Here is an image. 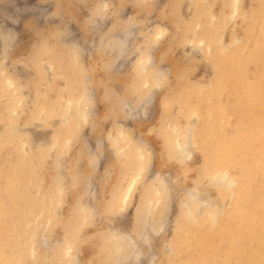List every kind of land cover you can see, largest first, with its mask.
I'll return each mask as SVG.
<instances>
[{"label": "rangeland", "instance_id": "1", "mask_svg": "<svg viewBox=\"0 0 264 264\" xmlns=\"http://www.w3.org/2000/svg\"><path fill=\"white\" fill-rule=\"evenodd\" d=\"M225 1L0 0V74L17 82V90L10 89L8 92H3V96H1L2 84H0V212L3 210L5 214L7 213V216H4V220H6L5 228L7 230L11 229L4 236L9 242L6 246L10 247L8 249V246H5V249L12 254L13 258L15 257L16 262L15 259L13 261L15 264H63L64 261V264H66V258H62L63 262L61 260V257H63L62 249L58 250V245H56L62 239H67L72 244V258L78 259L79 264H122L124 261L126 262V259H124L126 252L130 251L131 248L122 240L113 239L111 228L123 229L125 232L136 236L145 222L149 208H151L149 214L151 223L157 229H160L162 225L164 228L159 234H155L151 238L150 245L137 239L144 256L139 264H191L201 256V242L199 241L209 238H211L209 244L214 243L217 247L210 245L206 251L211 252L212 256L218 254L214 257L211 256L208 264H212L213 260V264L219 261L217 264H224L222 258L225 254L223 255V253L234 247V250L240 255L239 259L225 262V264H256L255 262L262 264L264 262V234L262 235V232L264 233V219H262L264 218V187H260V185H263V175L257 172L254 173V171H257L255 164L252 163L254 161L252 159V162H250L251 157H248L246 159L249 161L246 165V175L249 178L250 186H252L253 196L245 206L250 207V211L252 214L254 213L256 223L255 221L252 224L246 223L244 222L245 219L239 217L237 213L228 212L231 206L228 205V202L231 201L229 199L232 198H229L231 190L217 184V177L210 175L209 167L212 165L211 161L214 163L215 160L212 155L206 153L210 143L217 141V137L210 136V132L213 129L219 130L222 125L221 118H218L221 115H219L221 113L219 109L224 106L228 98L233 101L230 105L233 128L229 132H232L231 130L242 131L243 128L239 127L241 125L244 128L252 126L254 132L260 129L264 131V81H262L264 78V50H262L264 35L262 34L264 32L261 29V20L259 21L264 12H258L259 10L264 11L262 10L264 0H242L241 9L245 14L244 17H232L231 10L225 5ZM103 2L106 3L105 8H103ZM101 9L105 10L102 14L103 17L95 18L96 13ZM254 12L257 13V18L254 20L255 22H252L249 16ZM213 15L216 16L215 18H219L217 25H214L215 31L212 29L213 23L216 24V19L211 18ZM132 23L136 25L135 37L120 63L122 66L119 72L115 69L112 70L110 67L115 57L106 49L102 36L108 31L115 32L125 29ZM90 24L95 32L91 31ZM74 28L79 31V40H86V50L91 53L87 58L82 53L75 55L72 48H70L69 38L73 37ZM3 32L9 33L7 34L9 37H11V34L17 36L15 42L9 48L4 46L7 42V36H4V38ZM199 36L201 39L204 36L208 38L203 39L205 42H200ZM236 39H240V42L236 44L237 47L234 45ZM93 48H96L94 53L92 52ZM233 50L235 51L232 52ZM238 50L240 53L236 54ZM142 51L145 53L151 52L155 61L158 62H156L158 65L154 66V74L156 73V75L153 74L148 79L149 84L145 87V80L137 72L140 55L144 54ZM250 52L252 54L255 52L259 56L252 55ZM235 57L238 61L235 60ZM232 59L233 61H231ZM231 62L233 65L230 64ZM234 63L237 66H234ZM217 64L220 65L219 68ZM243 67L246 69L244 70ZM41 70L43 71L40 72ZM157 70H161V72L157 74ZM225 70L230 71L225 72ZM238 74L240 77L237 76ZM229 77H231L230 80ZM239 79L244 81L245 84ZM247 79H251L252 85L246 83ZM0 80L1 82L5 81V79ZM67 82L70 91L67 88L63 89V85ZM197 85H200V87ZM216 86L219 87L218 90H215ZM212 87H214L213 90ZM229 88H233V90ZM197 89L199 90L197 91ZM239 89L241 91H238ZM220 90L222 93L219 94L218 91L220 92ZM86 91L92 92L94 99L92 109L85 118L80 116L77 108H72L70 113L71 122L65 124L62 121L65 115L64 112L63 114L61 112L62 107H57L54 112V109L50 108V106L52 107L57 103L60 93L65 96L75 93L73 95L77 97ZM4 93L8 94L5 95ZM182 94L188 97L186 98ZM193 95L194 97H192ZM139 97H151L152 102L146 103V110L140 111L134 120L128 123L124 122L127 108H124L123 100L138 99ZM166 97L174 99L175 102L171 100L170 103L173 106L170 105L167 111H164L162 102ZM189 97L191 100H189ZM177 98L181 100L179 102L181 104H177ZM185 98L187 101H183ZM220 98L222 99L220 100ZM259 99L263 103L260 101V104ZM193 100H198V102ZM214 100L218 105L213 102ZM13 102L17 103L15 113L12 112L14 106H9ZM189 103L191 105H187ZM198 103L199 105L201 103V106ZM238 104L240 105L237 106ZM257 104L259 107H257ZM212 105L215 106V109L219 107L218 110H215L218 115L208 117L210 110H214V106L211 107ZM6 106L9 107L6 108ZM192 107L197 108L199 114L204 115L206 113L207 117L201 115L203 119L196 123L198 131L200 128V130H204L203 134L197 136L198 139L190 145V158L184 159L177 157V155L175 157L173 154H169V145L164 137L166 130L160 124L161 119L164 117L171 121L178 120V122H175L183 126L185 131H189L190 127L195 126V124L188 123L192 119L190 114L192 112H189ZM45 108H50V112L46 115L42 114V110ZM250 112L252 114L249 117ZM245 114L248 119L244 116ZM45 116L46 118H44ZM249 120L253 121L249 122ZM251 122L252 125L250 126ZM6 126L7 128H4ZM119 129L124 131L125 139H120L118 136ZM160 130H163V132ZM205 130L207 133L210 131L209 134H206ZM204 135L206 138H204ZM202 136L204 139H202ZM55 140H58L59 144L53 146ZM256 146H258V143ZM120 147L127 148L126 151L129 153L124 155ZM139 148L145 153L143 159L137 156ZM95 153L102 155L101 160L98 162L95 161ZM5 154L6 156H4ZM208 155L211 156L212 160ZM251 155L253 157V154L250 153ZM135 160H139L146 168L130 191L127 200L121 201V196H118L114 191L118 190L120 186L127 185V182L125 185L123 183L128 177L127 174L134 169ZM19 162L23 165L18 166ZM97 163L100 164L98 168H96ZM241 166L242 164L239 161L234 162L230 166L231 172H236L239 176L242 173ZM29 167L31 168L29 169ZM24 168L26 171H24ZM157 174H163L165 183H167V189L159 193L155 192L157 183L154 182L156 181L154 177L156 178ZM91 184L96 186L95 191L93 194H88V190H90L88 186H91ZM195 189H201V191L194 193ZM199 196L205 197L209 202L208 205L203 207L204 210L209 206L215 207L216 210H222V213L217 215L219 226L222 227L213 232L210 231L203 238L200 237L202 236L200 233L206 226L207 229L212 230L214 222L207 215L208 213L201 215L205 211L202 213L199 211L198 219L200 222L189 218L190 210H193L197 205L195 201L197 199L195 198ZM241 196L246 197L244 194ZM258 198L259 200H256ZM38 199L40 200L38 201ZM149 199L152 200V203L150 207H147ZM39 202L40 205L37 207L36 205ZM44 203L47 204L41 206ZM20 204L24 209L20 208ZM231 204H233L232 201ZM88 205H93L92 208L96 207L97 212L87 208ZM241 205L243 206V202ZM256 208L258 211L254 210ZM262 208L263 210H261ZM20 210L23 211L20 212ZM43 210L44 212H42ZM225 216H227V219L229 217V220L232 219V221L226 220ZM207 218L211 220L209 221ZM234 221L238 222L235 224ZM232 224L235 225L231 226ZM253 229H255V232ZM237 231H243V236L239 239L238 234H235ZM219 232H221L220 236H211V234L219 235ZM230 233L237 238L232 240L234 236ZM248 233L250 234L247 235ZM193 235H195V238L192 237ZM258 235L261 236L258 237ZM190 238L196 239L197 242L194 243ZM6 239L0 238V244L3 243L4 245L3 241ZM33 240L39 244L35 256L26 251L29 249L27 247H30L31 243L34 242ZM48 241L55 244V248L46 249L42 246L43 242ZM193 243L194 246L192 247ZM248 245L249 247L246 248ZM255 247L261 248L260 251ZM10 248H14L15 251L13 252V249ZM54 252L59 253V255L57 256ZM60 253H62V256ZM24 254L25 256H23ZM244 254L245 258L243 257ZM20 255L22 259L25 257L26 260L24 258L21 261ZM147 255L149 257L153 256L152 262L149 261ZM59 256L61 257L58 258ZM258 258H260V261ZM128 264L138 263L129 261Z\"/></svg>", "mask_w": 264, "mask_h": 264}, {"label": "bare ground", "instance_id": "2", "mask_svg": "<svg viewBox=\"0 0 264 264\" xmlns=\"http://www.w3.org/2000/svg\"><path fill=\"white\" fill-rule=\"evenodd\" d=\"M241 2H242V0H226L225 1V5L231 10V15H232V17H235V16H242V17H244L245 16V14H243V12H242V9H241ZM105 6H106V3H104L103 2V8H105ZM262 7V6H261ZM264 7V6H263ZM262 7V10H264V8ZM261 9V8H260ZM105 10L104 9H101L100 11H98V13H96V16H95V18H100V17H103L102 16V14H103V12H104ZM258 12H264V11H261V10H259ZM257 14V13H256ZM255 14V12H254V14L252 13V14H250V19H252V22H255L254 20L257 18V15ZM262 14V13H261ZM264 14V13H263ZM260 15V14H259ZM259 15H258V17H259ZM206 17V16H205ZM216 16H211V18L214 20V19H216V24H214L213 23V25H212V29H214V31H215V26L214 25H217V23H218V19L219 18H215ZM237 17H236V19H237ZM227 18V17H226ZM240 18V17H239ZM260 18V17H259ZM258 18V19H259ZM262 18V19H261ZM260 19H259V21L261 20V22H260V25H261V29H262V31L264 32V15H262V17H261ZM222 19V18H221ZM249 19V18H248ZM96 23H97V21H96ZM220 24V23H219ZM226 24V23H225ZM106 25V24H105ZM237 25V24H236ZM253 25H255L254 23H253ZM219 26V25H218ZM257 27V26H256ZM260 27V26H259ZM258 27V28H259ZM114 28V27H113ZM112 28V29H113ZM116 29V28H115ZM118 30V29H117ZM162 31H163V29H162ZM223 31V30H222ZM248 31V30H247ZM249 31H251L250 29H249ZM253 31H254V28H253ZM6 32V31H5ZM158 32V31H157ZM211 32V31H210ZM212 32H213V30H212ZM211 32V33H212ZM262 32V33H263ZM4 33V32H3ZM249 33V32H248ZM7 34H9V33H4V35H3V37L5 36H7L6 37V39H7V42L5 43L6 45H4V46H6L5 48H9V47H11L12 45H13V43L15 42V40H16V38H17V36L14 34V35H12L11 34V37H9ZM102 34V33H101ZM135 34H136V25L134 24V23H132L130 26H128V27H126L125 29H122V30H118V31H115V32H112V31H108L107 33H105L102 37H103V41H104V45L106 46V49H108V51L110 52V54H113L114 55V57H115V60H114V62H112L111 63V69L113 70V69H115V70H118V72H119V69H121V61H122V59L124 58V56H125V54H126V52L128 51V49H129V45H131V43H132V41H133V39H134V37H135ZM157 34V33H156ZM155 34V35H156ZM250 34V33H249ZM207 35V34H206ZM239 35V34H238ZM248 35V34H247ZM262 35H264V33L262 34ZM201 36V35H200ZM200 36H199V38H200ZM4 37V38H5ZM254 37V36H253ZM159 38V37H158ZM204 38L206 39V38H208V37H206V36H204ZM204 38H200L199 39V41L200 42H202V41H204L203 39ZM260 38H261V36H260ZM263 38V37H262ZM232 39H233V37H232ZM249 40H251V39H249ZM254 40V39H253ZM256 40V39H255ZM205 42V41H204ZM237 42L239 43L240 42V39H236V43L234 44L235 46H236V44H237ZM248 42V41H247ZM257 43V42H256ZM259 43V42H258ZM246 45H247V43H246ZM262 45H263V47H262V50H264L263 48H264V41H263V43H262ZM261 45V46H262ZM234 46V47H235ZM238 46V45H237ZM236 46V47H237ZM244 46V45H243ZM248 46V45H247ZM259 46V45H258ZM231 47V46H230ZM235 47V48H236ZM131 48V47H130ZM149 48V47H148ZM224 48V47H223ZM243 50H245L244 48H242ZM251 49V48H250ZM1 50V49H0ZM142 50V49H141ZM146 50V49H145ZM149 50V49H148ZM218 50V49H217ZM246 50H247V47H246ZM152 51V50H151ZM222 51V50H221ZM235 50H233L232 52H234ZM241 51V50H240ZM143 52V51H142ZM229 52V51H228ZM231 52V53H232ZM144 54H142V55H140L139 57H140V59H139V63H138V65H137V69H138V73H140V77L141 78H143L145 81V83H144V87L145 86H148V84H149V78L154 74V66L158 63L157 61H155V58H154V56L152 55V53L151 52H147V53H145V52H143ZM240 52H239V50H238V52L236 53V54H239ZM247 53V52H246ZM245 53V54H246ZM251 54H252V52H250ZM255 52H253V54L252 55H256V53L254 54ZM226 54V53H225ZM242 54V53H241ZM251 54H250V56H251ZM112 55V56H113ZM214 55H216V54H214ZM223 56H225L224 54H222ZM233 55V54H232ZM242 55H244V54H242ZM262 55V54H261ZM260 55V56H261ZM111 56V57H112ZM222 56V57H223ZM228 56H229V54H228ZM256 56H259V54L258 55H256ZM255 56V57H256ZM138 57V58H139ZM217 57H218V55H217ZM216 57V58H217ZM232 57V56H231ZM243 57V56H242ZM241 57V58H242ZM262 57H263V55H262ZM238 58H240V57H238ZM240 58V59H241ZM248 58V57H247ZM253 58V57H252ZM39 59V58H38ZM37 59V60H38ZM234 59V58H233ZM233 59L231 60V61H233ZM263 59V58H262ZM235 60H236V57H235ZM244 60V59H243ZM260 60V59H259ZM124 61V60H123ZM223 61V60H222ZM227 61V60H226ZM228 61H230V60H228ZM236 61H238V60H236ZM241 61V60H240ZM246 61H248V60H246ZM157 62V63H156ZM245 62V61H244ZM250 62V61H249ZM253 62V61H252ZM55 63V62H54ZM59 63V62H58ZM229 63V62H228ZM246 63V62H245ZM110 64V63H109ZM220 64H222V63H220ZM230 64H232V62L230 63ZM229 64V65H230ZM158 65V64H157ZM217 65H219V64H217ZM226 65V64H225ZM228 65V64H227ZM233 65V64H232ZM223 66H224V64H223ZM222 66V67H223ZM234 66H237V64L235 65V63H234ZM241 66V65H240ZM239 66V67H240ZM246 66V65H245ZM247 66H248V64H247ZM247 66H246V68H247ZM250 66H252V65H250ZM64 67V66H63ZM156 67V66H155ZM220 67V65L218 66V68ZM229 67V66H228ZM44 68V67H43ZM60 68V67H59ZM224 68V67H223ZM232 68V67H231ZM231 68H230V70H231ZM241 68V67H240ZM245 68V69H246ZM251 68V67H250ZM264 68V67H263ZM64 69V68H63ZM226 69V68H225ZM243 69H244V67H243ZM244 69V70H245ZM257 69V68H256ZM163 70H164V68H163ZM219 70V69H218ZM227 70V69H226ZM225 70V72H228V71H230V70H228V71H226ZM263 70V69H262ZM39 71V70H38ZM43 70H41L40 72H42ZM121 71V70H120ZM158 71V72H157ZM156 72H157V74H159V72H161V70H157ZM247 71V70H246ZM113 72V71H112ZM219 72V71H218ZM224 72V71H223ZM241 72H242V70H241ZM3 73V72H2ZM58 73V72H57ZM222 73V71L220 72V74ZM262 73V72H261ZM260 73V74H261ZM162 74V73H161ZM237 74V73H236ZM244 74V73H243ZM0 75H2V74H0ZM154 75H156V73L154 74ZM219 75V74H218ZM217 75V76H218ZM249 75V74H248ZM247 75V76H248ZM252 75V74H251ZM237 76H239V74L237 75ZM242 76V75H241ZM244 77H245V75H243ZM257 76H259V75H257ZM224 77H226V75H224ZM231 77H233L232 75H231ZM231 77H229V80H230V78ZM240 77V76H239ZM238 77V78H239ZM250 77H252V76H250ZM70 78V77H69ZM238 78H237V80H238ZM263 78V77H262ZM0 79H5V81H3V82H1V80H0V84H2L1 85V90H2V92H1V94L3 93V92H8L10 89H13L14 91H16L17 90V82H15V81H13V80H11V79H9L7 76H5V75H2V76H0ZM42 79V78H41ZM227 79V78H226ZM264 79V78H263ZM262 79V81H264ZM68 80V79H67ZM228 80V81H229ZM237 80H236V82H237ZM240 80V79H239ZM258 80V79H257ZM217 81H218V78H217ZM216 81V82H217ZM240 81H242V80H240ZM253 81V80H252ZM259 81V80H258ZM261 81V82H262ZM230 82V81H229ZM235 82V81H234ZM233 82V83H234ZM243 82V84H245L244 83V81H242ZM64 83V82H63ZM214 83H215V81H214ZM219 83V82H218ZM223 83V82H222ZM246 83L247 84H251V83H253V82H251V79H247V81H246ZM226 84H227V82H226ZM261 84V83H260ZM218 86H219V84H217ZM236 85V84H235ZM235 85H234V89H235ZM252 85V84H251ZM250 85V86H251ZM253 85H255V84H253ZM257 85V84H256ZM264 85V84H263ZM192 86V85H191ZM197 86H199L200 87V85H197ZM218 86H216V88H215V90L217 89L218 90V88L220 87H218ZM227 86V85H226ZM247 86V85H246ZM215 87V86H214ZM214 87H212V90H213V88ZM232 87V86H231ZM237 87V86H236ZM249 87V86H248ZM251 87H253V86H251ZM65 88H67V89H69V91H70V87H69V84H68V82L66 83V84H64L63 85V89H65ZM91 88V87H90ZM194 88V87H193ZM208 88V87H207ZM221 88H222V85H221ZM227 88V87H226ZM241 88V87H240ZM71 89H72V87H71ZM230 89V88H229ZM232 90H233V88H231ZM230 89V90H231ZM261 89V88H260ZM42 90V89H41ZM61 90V89H60ZM90 90V89H89ZM92 90V89H91ZM191 90V89H190ZM194 90H196V89H194ZM199 89H197V91H198ZM221 90H223V89H221ZM221 90H220V92L218 91V93L220 94V93H222L221 92ZM243 90H244V88H243ZM242 90V91H243ZM246 90H247V88H246ZM250 90V89H249ZM258 90V89H257ZM68 91V90H67ZM189 91V90H188ZM187 91V92H188ZM235 91V90H234ZM238 91H241V89H239ZM255 91V90H254ZM261 91V90H260ZM51 92V91H50ZM186 92V94H188ZM207 92V91H206ZM233 92V91H232ZM67 93V92H66ZM196 93V92H195ZM195 93H193L194 95H195ZM199 93V92H198ZM224 93H226V92H224ZM262 93V92H261ZM5 94V93H4ZM6 94H8V93H6ZM5 94V95H6ZM71 94H72V92H71ZM73 94H75V93H73ZM69 95V96H65V95H63L62 93H60V96H59V100L57 101V103L55 104V105H52V107L50 106V108H52V109H54L53 110V112L56 110V108L57 107H62V114H63V112H64V116H63V119H62V121H63V123H65V124H69L70 122H71V119H70V113H71V110H72V108H77V111H78V113L80 114V116H82V117H84L85 118V116L87 115H89L88 114V112H90L91 111V109H92V102H93V99H94V96H93V94H92V92H90V91H86V92H84V93H82V94H80L79 96H75V95ZM190 94V93H189ZM202 94V93H201ZM215 94V93H214ZM218 94V95H219ZM227 94V93H226ZM253 94H255V93H253ZM176 95V94H175ZM179 95V94H178ZM183 95V94H182ZM191 95H192V93H191ZM190 95V96H191ZM194 95L192 96V97H194ZM209 95H210V92H209ZM216 95V94H215ZM224 95V94H223ZM1 96H3V94L1 95ZM180 96V95H179ZM184 97L186 96V98L188 97L187 95H183ZM197 96H199V95H197ZM200 96H202V95H200ZM255 96H257V95H255ZM254 96V97H255ZM170 97V96H169ZM206 97V96H205ZM210 97V96H209ZM220 97V96H219ZM251 98H252V96H250ZM258 97V96H257ZM260 97V96H259ZM263 97H264V95H263ZM151 97H148V98H145V97H139L138 99H125V100H123V102H122V104H123V106H124V108H127V112H126V115H125V117H124V122H126V123H128L129 121H132V120H134V118L137 116V114L140 112V111H142V110H146L145 109V106H146V103H149L150 101H151V99H150ZM182 99L183 101H187V99ZM199 99H200V97H198ZM261 98V97H260ZM181 99V98H180ZM196 99V98H195ZM198 99V100H199ZM214 99V98H213ZM218 99V98H217ZM222 98H220V100H221ZM240 99V98H239ZM247 99V98H246ZM253 99V98H252ZM262 99V98H261ZM12 100V99H11ZM54 100H56V99H54ZM171 100L173 101L174 99H172V98H165L164 99V101L162 102L163 103V109H164V111H167V108L170 106V105H172L170 102H171ZM189 100H191V98L189 97ZM198 100H193V101H197L198 102ZM206 100V99H205ZM236 100V99H235ZM241 100V99H240ZM255 100V99H254ZM176 101H177V104L181 101V100H179L178 98L176 99ZM203 101V100H202ZM210 101H211V99H210ZM237 101H239V100H237ZM256 101V100H255ZM255 101H253V102H255ZM260 99H259V103H260ZM15 102V101H14ZM13 102V104H11L10 103V105L9 106H11V105H13L14 106V108L12 109V112L13 113H15V111H16V104ZM152 102V101H151ZM173 102H175V100L173 101ZM206 102V101H205ZM214 103H215V100L213 101ZM221 102V101H220ZM232 100L230 99V98H228L226 101H225V104H224V106H222L220 109H219V111L221 112V113H219V115L220 116H218V118L220 117L221 118V122H222V125L220 126V128H219V130H216V129H213V131L212 132H210L211 134H210V136L212 135V137L214 136V137H217V141H214V142H211L210 143V146L209 147H207V148H209L208 150H207V152L206 153H209L210 155H212V158L215 160L214 161V163H213V161H211L212 162V165H211V167H209L210 168V171H209V173H210V175L211 176H213V177H217V179H216V182H217V184H220V185H223V186H225V188H227L228 190H231V194L229 195V198L230 197H232L231 199H229V200H231L232 201V203L233 204H231V201H229L228 203V205L230 206L229 208H230V210L228 211L229 213H232V212H235V213H237L238 214V216L239 217H242L243 219H245V221L244 222H246V223H254V221H255V223H256V220H255V216H254V213L252 214V212L250 211V207L248 208V206H245L246 204H248V201L249 200H251L252 199V196H253V194H252V189H251V187L252 186H250V181H249V178H248V176L246 175V173H247V171H246V165H248V163H249V161L250 162H252V159H253V161L254 162H252V163H254L255 164V168H256V170L257 171H254V173L256 174V172L257 173H261L262 175H263V185H260V187H264V131H262V129H260L259 131H257V132H254V130H252V122H251V124H250V126L251 127H246V128H244L239 122V125H241V126H239L240 128H243L242 129V131L241 130H231L232 132H229V130L231 129V128H233V125H232V123H233V121H232V118H231V115H230V105H232ZM247 102V101H246ZM251 102H252V100H251ZM262 103H263V101H261ZM53 103V102H52ZM192 103V102H191ZM194 104H195V102H193ZM202 103V102H201ZM201 103H200V105H199V103H198V105L199 106H201ZM204 103V102H203ZM237 103V102H236ZM245 103V102H244ZM247 103H249V102H247ZM179 104H181V103H179ZM216 105H218L217 104V102L215 103ZM219 104H221V103H219ZM256 104V103H255ZM261 104V103H260ZM19 105V104H18ZM46 105V104H45ZM174 105H176L175 103H174ZM183 105H184V102H183ZM187 105H191L190 103L189 104H187ZM197 105V106H198ZM203 105V104H202ZM210 105V104H209ZM240 104H238L237 106H239ZM242 105V104H241ZM252 105V104H251ZM258 105V104H257ZM256 105V106H257ZM263 105V104H262ZM9 106H6V108L7 107H9ZM173 106V105H172ZM180 106V105H179ZM186 106V105H185ZM193 106V105H192ZM198 106V107H199ZM214 105H212L211 107H213ZM220 106V105H219ZM243 106H244V104H243ZM264 106V105H263ZM12 107V106H11ZM175 107V106H174ZM209 107V106H208ZM233 107V106H232ZM257 107H259V105L257 106ZM260 107H262V106H260ZM49 108V109H50ZM185 108H187V107H185ZM200 108V107H199ZM217 108H219V107H217ZM215 109V106H214V110H210V113H209V115H208V117H211V116H214L215 114H217L218 115V113H215V110H218V109ZM49 109H47V108H45V109H43L42 110V114H45L46 115V113H48V112H50V110ZM178 109V108H177ZM180 109H182V108H180ZM204 109V108H203ZM243 109H245V108H243ZM249 109V108H248ZM263 109V108H262ZM58 110V109H57ZM231 110H232V108H231ZM241 110V109H240ZM251 110H252V108H251ZM257 110H259V109H257ZM7 111V110H6ZM93 111V110H92ZM180 111V110H179ZM181 111H183V109L181 110ZM184 111H185V109H184ZM249 111V110H248ZM264 111V110H263ZM11 112V113H12ZM52 112V113H53ZM186 112H187V110H186ZM189 112H192V113H190L191 115H192V119L191 120H189L188 121V123H190V124H195V126H193V127H190L189 128V131H185V128L183 127V126H181L180 124H177L175 121H177L178 122V120H174V121H171V120H167L166 118H164L163 116V118L161 119V122H160V124L165 128V130H166V132L164 133V137H165V139H166V142L168 143V150H170V152H169V154L171 153V154H173L174 156L175 155H177V157H181V158H184V159H187V158H190L191 157V152L189 151V147H190V145H192V144H194V142H195V140L196 139H198L197 138V136L199 137V135L200 134H203V129L202 130H200L199 129V131L197 130V122L198 121H201L203 118H202V116H204L206 113H204V115L203 114H199V112H198V109L197 108H193L192 107V109H189ZM218 112V111H217ZM253 112V111H252ZM252 112H250V114H249V117H250V115L252 114ZM254 112H256V111H254ZM10 113V112H9ZM165 113V112H164ZM243 113V112H242ZM257 113V112H256ZM8 114V113H7ZM51 114V113H50ZM183 114V113H182ZM189 113H188V115H190ZM262 114V113H261ZM260 114V115H261ZM11 115V114H10ZM165 115V114H164ZM202 115V116H201ZM234 115V114H233ZM254 115V114H253ZM257 115V114H256ZM7 116V115H6ZM49 116V115H48ZM144 116V115H143ZM216 116V115H215ZM245 117H246V119H248L247 118V116H246V114L244 115ZM258 116V115H257ZM256 116V117H257ZM169 117V116H168ZM185 117V116H184ZM205 117H207L206 115H205ZM204 117V118H205ZM240 117V116H239ZM253 118H254V116H252ZM264 117V116H263ZM44 118H46V116L44 117ZM214 118V117H213ZM217 118V119H218ZM219 118V119H220ZM50 119H51V117H50ZM173 119V118H172ZM236 119H237V117H236ZM256 119V118H255ZM260 119V118H259ZM187 120H188V117H187ZM210 121L212 120V118L211 119H209ZM214 120V119H213ZM235 120V119H234ZM239 120V119H238ZM241 120V119H240ZM257 120V119H256ZM261 120H262V117H261ZM10 121V120H9ZM215 121V120H214ZM219 121V120H218ZM236 121V120H235ZM250 121H253V120H249V122ZM61 122V121H60ZM213 122V121H212ZM259 122H261V121H259ZM11 123H12V121H11ZM123 123V122H122ZM208 123H209V121H208ZM208 123H206V124H208ZM219 123V122H218ZM218 123H216V124H218ZM244 123V122H243ZM124 124V123H123ZM182 124V123H181ZM199 124H201V123H199ZM257 124V123H256ZM261 124H262V122H261ZM260 124V125H261ZM183 125V124H182ZM205 125V124H204ZM247 125V124H246ZM8 126V125H7ZM7 126L6 127H4V128H7ZM9 126H10V124H9ZM200 126V125H199ZM206 126V125H205ZM214 126V125H213ZM212 126V127H213ZM256 126V125H255ZM11 127V126H10ZM186 127V126H185ZM211 127V128H212ZM216 127V126H215ZM259 127H261V126H259ZM162 128V127H161ZM160 128V129H161ZM163 128V129H164ZM167 128V129H166ZM203 128H204V126H203ZM207 128V127H206ZM240 128H238V129H240ZM245 129V130H244ZM65 130V129H64ZM120 130V129H119ZM209 130H210V128H209ZM264 130V129H263ZM161 131V130H160ZM182 131H184L183 133H181ZM198 131V132H197ZM218 131V132H217ZM256 131V130H255ZM161 132H163V130L161 131ZM160 132V133H161ZM209 132L207 133V131L205 130V133L206 134H209ZM124 135H125V133H124V131H122V130H120L119 131V133H118V136L120 137V139H125V137H124ZM160 135H162V134H160ZM163 136V135H162ZM207 136H209V135H207ZM204 138H206L205 137V135H204ZM203 138V136H202V139H204ZM200 139V138H199ZM211 139V138H210ZM59 140V139H58ZM58 140H55L54 141V145L53 146H55L57 143H58ZM62 140V139H61ZM214 140V139H213ZM23 141V140H22ZM116 141V140H115ZM114 141V142H115ZM164 141V140H163ZM201 141V140H200ZM199 141V143H201ZM209 141V140H208ZM117 142V141H116ZM207 142V141H206ZM102 143V142H101ZM100 143V144H101ZM208 143V142H207ZM257 143H258V146H256L257 145ZM51 144H53L52 142H51ZM59 144V143H58ZM252 145H254V146H252ZM201 146V145H200ZM121 148V147H120ZM123 148H125V147H123ZM123 148H121V152H123L124 153V155H126V154H128L127 153V148H125V149H123ZM167 149V148H166ZM129 151V150H128ZM103 152V151H102ZM41 153V152H40ZM250 153L251 154H253V157H252V155L250 156ZM38 155H39V153H38ZM210 155H208V156H210ZM3 156V155H2ZM4 156H6V154L4 155ZM94 156H95V161H99V160H101V158H102V155H100V154H98V153H95L94 154ZM137 156H138V158H140V159H143L144 157H145V153H144V151L141 149V148H139L138 149V154H137ZM206 156V155H205ZM20 157V156H19ZM19 157H18V159H19ZM40 157H42V156H40ZM176 157V156H175ZM247 157V158H246ZM248 157H251L250 158V160L248 161V160H246V159H248ZM21 158V157H20ZM126 158V157H125ZM205 158H207V157H205ZM210 158H211V156H210ZM212 158L210 159V160H212ZM18 159H17V161H18ZM29 159V158H28ZM208 159V158H207ZM207 159H205V160H207ZM23 160H25V158H23ZM136 161V160H135ZM237 161H239L241 164H242V173L241 174H239V176H238V173H234V172H231V169H230V166H232V164H234V162H236L237 163ZM5 162V161H4ZM22 162V161H21ZM21 162H19L20 164L18 165V166H20L22 163ZM31 162V161H30ZM128 162H130V161H128ZM15 163V162H14ZM207 163H209V162H207ZM252 163H251V165H252ZM39 164V163H38ZM125 164V163H124ZM23 165V164H22ZM25 165V164H24ZM31 165V164H30ZM207 165V164H206ZM240 165V164H239ZM3 166V165H2ZM15 166H16V164H15ZM18 166H17V168H18ZM98 166H100V164H96V168H98ZM207 166H209V165H207ZM206 166V167H207ZM32 167V166H31ZM31 167H29V169L31 168ZM134 169L131 171V172H129L128 174H127V178H126V181H124V183H123V185H125V183L127 182V185L126 186H120V187H118V190L116 189L114 192L116 193V194H118V196H121L120 197V199H121V201H125V200H127V198H128V196H129V194H130V191L132 190V188H133V186L135 185V183L137 182V180L139 179V177L140 176H142V173H143V171L145 170V166H143V163H140L139 162V160L138 161H136V164L134 165V167H133ZM28 169V170H29ZM130 169V168H129ZM251 169V168H250ZM249 169V170H250ZM19 170V169H18ZM28 170H27V172H28ZM31 170H33V169H31ZM204 170V169H203ZM239 170H241V169H239ZM3 171V170H2ZM15 171V170H14ZM24 171H26L25 170V168H24ZM129 171V170H128ZM16 172V171H15ZM30 172V171H29ZM205 172V171H204ZM203 172V173H204ZM3 173V172H2ZM14 173V172H13ZM13 173H12V176H13ZM22 173H24L23 171H22ZM206 173V172H205ZM17 174H18V172H17ZM260 174V175H261ZM32 175V174H31ZM259 175V176H260ZM9 176V175H8ZM154 176H156V175H154ZM210 176V177H211ZM252 176H253V174H252ZM23 177V176H22ZM165 176H163V174H157V176H156V178L154 177V179L156 180V181H154V182H156L157 184H156V189H155V192L156 193H159V192H163V191H165L166 189H167V183H165V178H164ZM11 178H13V177H11ZM16 178V177H15ZM124 178H125V176H124ZM30 179V178H29ZM260 180V181H261ZM31 181V180H30ZM28 182V181H27ZM13 183H14V181H13ZM16 183V182H15ZM98 183V182H97ZM11 184V183H10ZM95 184V183H94ZM24 185H26V184H24ZM30 185V184H29ZM28 185V186H29ZM46 185V184H45ZM6 187V186H5ZM15 187V186H14ZM95 187L96 186H94L93 184H91V186H88V189L90 188V190H88V194L90 193V194H93L94 193V191H95ZM4 188V187H3ZM17 188V187H16ZM36 189V188H35ZM14 191V189L12 190V192ZM201 191V189H195V191H194V193H198V192H200ZM261 191V190H260ZM16 192H17V190H16ZM37 192V191H36ZM261 192H263V191H261ZM19 193H20V191H19ZM238 193H239V195H238ZM6 194V193H5ZM53 194V193H52ZM96 194V193H95ZM245 195L246 197H244V198H246L245 200H244V198L241 196V195ZM13 195H15V194H13ZM12 195V196H13ZM34 195V194H33ZM232 195V196H231ZM10 196V195H9ZM261 196V195H260ZM259 196V197H260ZM8 197V196H7ZM14 197V196H13ZM35 197V196H34ZM52 197V196H51ZM193 197V196H192ZM195 197V196H194ZM236 197V198H235ZM222 198V197H221ZM45 199V198H44ZM195 199H197V200H195L196 201V203H197V205L194 207V209L193 210H190V215H189V218L190 219H192V220H198V222H200V220L198 219V216L200 215L199 214V211H201L200 213H202L203 211H205V213H203V214H201V215H204V214H206V213H208L207 215L208 216H210L211 217V219L213 220V222H214V224H213V226H212V230L211 229H207V226H206V228L202 231V229H201V233H200V235L202 234V236H200L201 238H203V237H205V235H207V234H209V232L210 231H214V230H216L217 228L219 229V221H218V217H217V215L219 214V213H222V210H216L215 209V207L213 208V206H209V207H207V208H205V210L203 209V207L204 206H206V205H208L209 204V202H208V200L207 199H205V197H197V198H195ZM263 199V198H262ZM35 200V199H34ZM40 199H38V201H39ZM256 200H259V198L258 199H256ZM228 201V200H227ZM243 202V206L241 205V203ZM34 203V202H33ZM151 203H152V200H148V206L147 207H150L151 206ZM185 203V202H184ZM256 203V202H255ZM23 204V203H22ZM35 204H37V203H35ZM47 203H44V205H42L41 204V206H45ZM252 204H254V203H252ZM260 204H262V203H260ZM27 205V204H26ZM40 205V202H39V204L38 205H36L37 207ZM227 205V206H228ZM255 205V204H254ZM20 206H21V204H20ZM30 206H31V204H30ZM35 206V205H34ZM52 206V205H51ZM50 206V207H51ZM92 206L93 205H88L87 206V208H91V209H93V212H97V210L95 209V208H92ZM258 206H259V204H258ZM257 206V207H258ZM14 207H16V206H14ZM24 207H25V204H24ZM47 207V206H46ZM46 207H44V208H46ZM261 207H263V206H261ZM261 207H259V208H261ZM13 208V207H12ZM21 209L23 208L22 206L20 207ZM28 208V207H27ZM43 208V207H42ZM24 209V208H23ZM251 209H252V207H251ZM8 210V209H7ZM39 210H40V207H39ZM255 211H258L257 210V208L256 209H254ZM260 210V209H259ZM261 210H263V208L261 209ZM261 210H260V212H261ZM21 211H23V210H20V212ZM25 211V210H24ZM47 211V210H46ZM225 211H227V210H225ZM254 211V212H255ZM7 212V211H6ZM35 212V211H34ZM40 212V211H39ZM42 212H44V210L42 211ZM47 212H50V211H47ZM150 212H151V208H149L148 210H147V216H146V219H145V222H144V224H142V226L140 227V229L138 230V232H137V234H136V236H133L132 234H130V233H127V232H125L123 229L122 230H116V229H114V228H111V236H112V238L113 239H116V240H118V241H120V240H122L123 242H125V243H127V245H128V247H130L131 248V250L130 251H128V252H126V257L124 258V259H126V262L124 261L123 263L124 264H128V262L129 261H135L136 263H138L139 264V261H141L142 259H143V253H142V250L140 249L141 247L138 245V243H137V239H139L141 242H143V243H146L147 245L149 244V242H150V240H151V238L155 235V234H159V232L162 230V228H164V226L162 225V227H160V229H157L156 227H155V225H153V223H151V221L149 220V214H150ZM196 212H197V214H196ZM228 212H226V213H228ZM263 212V211H262ZM18 213V212H17ZM234 213V214H235ZM259 213V212H258ZM7 214V213H6ZM4 212H3V210L0 212V238L1 239H6L5 238V236H4V234L6 233V232H8L9 230H7L6 228H5V221L6 220H4V216L6 215ZM16 214V213H15ZM199 214V215H198ZM12 215V214H11ZM38 215V214H37ZM7 216V215H6ZM22 216V215H21ZM33 216V215H32ZM42 217V216H41ZM226 217V220H228V221H232V217L233 216H231L230 215V217L232 218L231 220H229L230 218L228 217V219H227V216H225ZM13 218V217H12ZM24 218V217H23ZM32 218V217H31ZM39 218V217H38ZM200 218V217H199ZM202 218V217H201ZM236 218V217H235ZM8 219V218H7ZM189 219V220H190ZM208 219V218H207ZM207 219H205V220H207ZM210 219V220H211ZM262 219H264V218H262ZM204 220V221H205ZM209 220V219H208ZM209 220V221H210ZM233 220H235V219H233ZM236 220H237V218H236ZM260 221H261V219H259ZM35 221V220H34ZM47 221V220H46ZM183 221V220H182ZM185 221V220H184ZM186 221H187V219H186ZM18 222V221H17ZM225 222V221H224ZM238 222V221H237ZM236 221H234V223L236 224L237 223ZM239 222H240V220H239ZM31 223H32V221H31ZM44 223V222H43ZM203 223V222H202ZM201 223V224H202ZM226 223H228V222H226ZM230 223V222H229ZM243 223V222H242ZM10 224V223H9ZM30 224V223H29ZM35 224V223H34ZM180 224V223H179ZM235 224H232L231 226H234ZM240 224V223H239ZM264 224V223H263ZM262 224V225H263ZM7 225H8V223H7ZM17 225V224H16ZM206 225V224H205ZM209 225V224H208ZM228 226H229V224H227ZM243 225V224H242ZM249 225V224H248ZM254 225V224H253ZM31 226V225H30ZM182 226V225H181ZM181 226H179V227H181ZM241 226V225H240ZM251 226V225H250ZM258 226V225H257ZM9 227V226H8ZM22 227V226H21ZM35 227V226H34ZM184 227V226H183ZM191 227V226H190ZM199 227V226H198ZM222 227V226H221ZM220 227V228H221ZM239 227V226H238ZM40 228V227H39ZM229 228H230V226H229ZM248 228V227H247ZM260 228V227H259ZM14 229V228H13ZM13 229H12V231H13ZM36 229H37V227H36ZM217 229V230H218ZM242 229V228H241ZM240 229V230H241ZM246 229V228H245ZM244 229V230H245ZM17 230V229H16ZM193 230V229H192ZM226 230H228V229H226ZM237 230H238V228H237ZM247 230V229H246ZM254 230V232H255V229H253ZM260 230V229H259ZM12 231H11V233H12ZM14 231H15V229H14ZM22 231V230H21ZM30 231V230H29ZM181 231H182V229H181ZM190 231H191V229H190ZM236 231V230H235ZM249 231H250V228H249ZM33 232V231H32ZM199 232V231H198ZM217 232V231H216ZM247 232H248V230H247ZM251 232V231H250ZM254 232H253V234H254ZM256 232H258V231H256ZM220 233L221 232H219V235H214V234H211V236H220ZM223 233H224V231H223ZM223 233H222V235H223ZM228 233V232H227ZM234 233V232H233ZM246 233V232H245ZM9 234V233H8ZM36 234V233H35ZM192 234V233H191ZM225 234V233H224ZM231 234V233H230ZM235 234H238V239L239 238H241L242 236H243V231H237ZM250 233H248L247 235H249ZM252 234V235H253ZM260 234V233H259ZM264 233L262 232V235H263ZM6 235V234H5ZM188 235V234H187ZM231 235H233L234 236V234H231ZM230 235V236H231ZM246 235V234H245ZM4 236V238H2ZM25 236H26V234H25ZM30 236V235H29ZM197 236L199 237V235L197 234ZM209 236V235H208ZM232 236V237H233ZM254 236H256L255 234H254ZM259 236H261V235H258V237ZM35 237V236H34ZM136 237H138V238H136ZM178 237H180V236H178ZM192 237H194L195 238V235H193ZM210 237V236H209ZM208 237V238H209ZM223 237V236H222ZM222 237H220V238H222ZM246 237V236H245ZM11 238V237H10ZM26 238V237H25ZM24 238V239H25ZM182 238V237H181ZM193 238V239H194ZM200 238V239H201ZM237 237H233L232 238V240L234 239H236ZM8 239H9V237H8ZM12 239V238H11ZM190 239H192V238H190ZM192 239V240H193ZM210 239V240H209ZM209 239H203V241H199V242H201L200 243V248H201V256H199V258L198 259H196V260H194L191 264H208L209 263V261H210V257L212 256L211 254V252H209V251H206L207 250V248H208V246L210 247V245L211 246H215L214 245V243L212 244H209L210 242H211V238H209ZM219 239V238H218ZM224 239V238H223ZM227 239V238H226ZM225 239V240H226ZM230 239V238H229ZM245 239H247V238H245ZM10 240V239H9ZM50 240V239H49ZM67 239H62V240H59L58 241V243L56 244V245H58L57 246V248H58V250L59 249H62V253H63V257H61L62 255V253H60V255L61 256H59L58 258H60L61 257V260H62V258H66L67 259V263L66 264H79V260L78 259H74V258H72L73 257V255H72V250H73V246H72V244L67 240ZM224 240V241H225ZM231 240V239H230ZM27 241H28V239H27ZM34 241V240H33ZM41 241V240H40ZM56 241V240H55ZM183 241H184V238H183ZM194 241V243H195V241H196V239L195 240H193ZM213 241V240H212ZM219 241V240H218ZM227 241H229V240H227ZM238 241H241V240H238ZM263 241H264V239H263ZM4 242V245H3V243H2V241H1V243L2 244H0V264H13L14 262V259H15V257L13 258L12 257V254L11 253H8L7 251H6V249H5V246H6V244L7 243H9V242H7V239L5 240V241H3ZM68 242V243H67ZM189 242H192V241H189ZM197 242V241H196ZM214 242V241H213ZM236 242V241H235ZM252 242V241H251ZM250 242V243H251ZM257 242H259V241H257ZM181 243V242H180ZM194 243H193V245H192V247L194 246ZM224 243V242H223ZM229 243V242H228ZM261 243V242H260ZM263 243V242H262ZM233 244V243H232ZM253 244V243H252ZM16 245V244H15ZM14 245V246H15ZM150 245V244H149ZM229 245V244H228ZM237 245V244H236ZM235 245V246H236ZM8 246V245H7ZM6 246V247H7ZM39 246V244L36 242V241H34V242H32L31 243V246L30 247H27V248H29L28 250H26V251H28V253L29 254H31L32 256H35L36 254H37V247ZM42 246H44L46 249H53V248H55V244H52V243H50L49 241L48 242H43L42 243ZM66 246V247H65ZM198 246V245H197ZM196 246V247H197ZM226 246V245H225ZM233 246V245H232ZM253 246V245H252ZM9 247L10 246H8L7 248L9 249ZM16 247V246H15ZM23 247H24V245H23ZM217 246H215V248H216ZM220 247V246H219ZM223 247V246H222ZM228 247V246H227ZM249 247V245L246 247V248H248ZM257 247H258V245H257ZM257 247H255V248H257ZM25 248V247H24ZM23 248V249H24ZM56 248V249H57ZM63 248H65V249H63ZM195 248V247H194ZM235 248V247H234ZM234 248L233 249H231L230 248V250H228L226 253H223V260H222V262L225 264V262H231V261H234V260H237V259H239V257H240V255H238V253L234 250ZM10 249H13V252L15 251L14 250V248H10ZM19 249V248H18ZM56 249H55V252H56ZM211 249V248H210ZM258 249V248H257ZM261 249V248H260ZM260 249H258L259 251H260ZM196 250V249H195ZM213 250H215L214 248H213ZM212 250V251H213ZM221 250V249H220ZM249 250H251V249H249ZM8 251H11V250H8ZM26 251H24V252H26ZM183 251V250H182ZM192 251V250H191ZM242 251V250H241ZM257 251V250H256ZM18 252V251H17ZM22 252V251H21ZM54 252V253H55ZM61 252V251H60ZM187 252V251H186ZM185 252V253H186ZM224 252V251H223ZM248 252V251H247ZM253 252V251H252ZM151 253V252H150ZM220 253V252H219ZM242 253V252H241ZM244 253H246V252H244ZM257 253H258V251H257ZM15 255H16V252L14 253ZM55 254H57V253H55ZM54 254V256H56ZM199 254V253H198ZM218 254V253H217ZM217 254H214V256H217ZM252 254V253H251ZM256 254V253H255ZM254 254V255H255ZM14 255V256H15ZM59 255V253L57 254V256ZM149 255V254H148ZM147 255V256H148ZM243 255V254H242ZM246 255H248V254H246ZM257 255V254H256ZM263 255V254H262ZM23 256H25V254L23 255ZM49 256H51V255H49ZM76 256V255H75ZM193 256V255H192ZM196 256V255H195ZM194 256V257H195ZM214 256H212V257H214ZM249 256V255H248ZM252 256H253V254H252ZM17 257V256H16ZM19 257V256H18ZM26 257H28V258H30L31 259V257H29V256H27L26 255ZM149 257V256H148ZM188 257V256H187ZM193 257V258H194ZM244 258H245V254H244V256H243ZM254 257V256H253ZM20 258L22 259V257H21V255H20ZM25 258V257H24ZM23 258V259H24ZM35 258V257H34ZM155 258V257H154ZM220 258V257H219ZM241 258H242V256H241ZM23 259L21 260V261H23ZM36 259H37V257H36ZM57 259V258H56ZM243 259V258H242ZM254 259V258H253ZM260 258H258V260H259ZM264 259V258H263ZM25 260H26V258H25ZM28 260V259H27ZM52 260V259H51ZM53 260H55V259H53ZM120 260V259H119ZM251 260V259H250ZM249 260V261H250ZM32 261V260H31ZM149 261L150 262H152L153 261V256H151V257H149ZM247 261H248V257H247ZM256 261V260H255ZM260 261V260H259ZM15 262H16V259H15ZM19 263H20V260L18 261ZM38 262V261H37ZM54 262H56V260L54 261ZM58 262V261H57ZM62 262H63V260H62ZM190 262V261H189ZM216 262V261H215ZM220 262V261H219ZM219 262H217V263H219ZM250 262H252V261H250ZM23 263V262H22ZM36 263V262H35ZM59 263V262H58ZM64 263H65V261H64ZM63 263V264H64ZM122 263V264H123ZM172 263V262H171ZM213 263H214V260H213ZM212 263V264H213ZM216 263V264H217ZM252 263H254V262H252ZM256 264H257V262H255ZM264 262H262V264H263ZM15 264V263H14ZM190 264V263H189ZM211 264V263H210ZM250 264V263H249ZM261 264V263H260Z\"/></svg>", "mask_w": 264, "mask_h": 264}, {"label": "crops", "instance_id": "3", "mask_svg": "<svg viewBox=\"0 0 264 264\" xmlns=\"http://www.w3.org/2000/svg\"><path fill=\"white\" fill-rule=\"evenodd\" d=\"M98 2L99 1H101V0H97ZM91 24H92V21H91ZM91 24L89 25L90 26V29H91V31H93V32H95V29H92V27H91ZM69 42H70V48H72V50L74 51V53H75V55L77 54V53H82L83 54V56L85 57V58H87L91 53H88L87 52V50H86V47H85V45H86V40H84V41H80L79 40V31L76 29V28H74L73 29V37L71 36L70 38H69ZM73 43V45H72V43ZM83 47V48H82ZM95 49L96 48H93L92 49V52L94 53V51H95ZM84 50V51H83ZM82 51V52H81ZM100 76H101V74H99ZM88 78V77H87Z\"/></svg>", "mask_w": 264, "mask_h": 264}]
</instances>
